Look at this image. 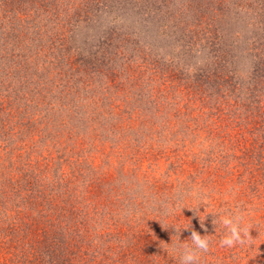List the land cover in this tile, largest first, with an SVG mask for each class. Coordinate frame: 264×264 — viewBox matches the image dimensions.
Instances as JSON below:
<instances>
[{
    "label": "trees",
    "instance_id": "trees-1",
    "mask_svg": "<svg viewBox=\"0 0 264 264\" xmlns=\"http://www.w3.org/2000/svg\"><path fill=\"white\" fill-rule=\"evenodd\" d=\"M56 2L57 0H0V137L10 131V128L12 132V125L5 126L4 129L3 123L11 124L13 117L18 118L26 114L27 110L31 111L30 103L34 100L41 102V94L43 106L49 109L55 98L61 99L86 88L91 76L97 81L103 74L107 78H113L118 73L120 64L131 58L124 53L126 49L123 47H127L132 54L135 52L139 56V61L145 65L146 70H160L165 79L174 82L171 85L183 86L180 92L187 94L189 99L195 96L192 102L196 101L198 105L195 104L203 107L204 111L193 117L194 125L199 124L196 121L199 118L202 122L211 118L221 123L218 139L216 137V141L212 139L207 143L208 146H204L200 154L192 153L190 162L195 165V176L209 177L205 193L206 207L209 209L205 212L213 207V213L220 211L241 215L245 225L250 228L251 246H221L224 228L215 221L216 214L207 213L210 221L205 220L203 204L200 205L202 217H196L192 222L197 224L196 222L203 221V225L207 222V227L211 226L209 244L213 249L224 253L225 250L231 252L238 249L231 252V260H225L222 264H241L242 259L246 260L243 264H264V23L252 33L248 41L246 70L241 71L238 68V58L231 52L234 47H226L222 43L223 33L217 23L226 13L225 9L219 7L220 0H191L183 9L185 18L181 10L171 8L169 0H84L65 23H61V30L55 32L57 36L65 32L70 41L72 37H76L73 36V29L83 19L88 18L94 24L93 16L104 14L112 15V19H109L111 21L117 18L114 16L115 11H121V15L127 14L126 26L124 29L115 25L108 27L102 35L96 37L95 48L92 47L86 54L79 51L82 55H77V59L70 60L67 57L63 58V63L47 65L46 68L53 70L56 66L63 69L58 75L59 81L66 78L58 91L53 88L34 89L31 93L28 91L27 96H20L24 91L19 92L14 83L20 81L18 78L25 74L18 70L19 59L13 50L21 47L29 22L41 21L46 13L48 19L59 15ZM243 4L250 7L247 0ZM89 14L91 18L87 17ZM157 22L155 29L158 36L172 34L174 40L181 42L182 49H178L181 52H168L166 48L162 50L160 41L146 34L150 31L151 24ZM79 28L76 30L79 31ZM58 39L60 42L54 44L55 47L66 45V49L71 48L69 41L62 43V38ZM49 45H53V41ZM90 45L89 43L82 49ZM195 51L198 53L195 54ZM97 52L102 56L97 55ZM41 55V62L48 64L51 58L44 53ZM73 63L75 67L70 66ZM20 104L23 109H20ZM42 104L39 108H43ZM54 116L53 112L52 117ZM54 120L55 117L52 121ZM24 123L30 122L25 120ZM25 124L19 130L30 131ZM38 143L41 148L42 139ZM227 148L231 149L230 155L222 153ZM76 156L60 154L53 157V171L56 173L63 161L62 157L68 163L66 170L70 173L63 175V181L58 177L44 178L39 169L35 171V167L19 163L13 156L2 159L8 163L0 165V237L7 246V251L12 254L9 264H179L173 259H160V241L166 243L172 240L176 244L175 248L178 239L190 243V235H186L188 230H180L178 237L174 228L189 227L187 215L180 212L177 217L176 212H171L176 206H172L167 212L158 209V214H161L160 222L166 224L159 229L153 228L151 223L146 225L145 222L148 221H144L142 216L137 219L135 213H139L141 207L129 203L131 198L125 200L127 191L123 188L111 187V195L117 198L113 202L107 200L97 203L100 198L103 201L104 197L110 196V191L105 187V182L99 178L94 180L91 174L84 171L83 164L90 165L86 159H79L77 162ZM229 162L236 165L235 169H228ZM13 163L15 165L12 166ZM198 163L200 167L197 168ZM209 166L224 168L222 176L225 180L212 179L215 175L208 174ZM236 177L238 187L234 184ZM67 178L71 179L70 185L66 184ZM240 184H243L242 188ZM244 187L245 194L240 192L238 195L235 190ZM197 192L198 195H203L199 190ZM230 192L233 198L228 196ZM53 195L59 198L56 199ZM93 197L95 203L91 202ZM110 203H113L115 214L118 215H114V223L110 222L111 214H103L102 217L99 213L96 218L91 214L92 210L96 213L103 212L102 205L109 206ZM178 208L179 206L177 211ZM150 212L153 214L151 218L159 219L157 212ZM94 220L100 223L95 225ZM110 224H116V227L112 228ZM245 255L250 260L249 263L243 258Z\"/></svg>",
    "mask_w": 264,
    "mask_h": 264
},
{
    "label": "rangeland",
    "instance_id": "rangeland-1",
    "mask_svg": "<svg viewBox=\"0 0 264 264\" xmlns=\"http://www.w3.org/2000/svg\"><path fill=\"white\" fill-rule=\"evenodd\" d=\"M83 1L57 0L56 8L59 13L57 17L50 16L48 19V13H46L41 21L28 23L30 25L21 47H16L13 50L19 59L18 70L25 74L24 77L18 78L20 81L14 83V87L19 89V92L24 91L20 96H27L28 91L31 93L34 89L53 88L54 91H58L66 78L59 81L58 75L62 73L63 69L56 66L57 68L53 70L46 68L47 65L54 66L60 62L63 63V58L67 57L70 60L77 59V55H82L79 51L86 54L91 51L92 47L95 48L96 37L102 35V32L108 27L115 25L124 29L126 26L127 14L121 15V11H115L114 16L116 15L117 18L111 21L109 19H112L113 16L104 14L93 16L94 24H91L90 19L82 18L83 21H80L76 26V29L80 27V30L73 29V36L76 37H72L70 41L65 32L57 36L55 32L61 30V23H65L74 9L79 8ZM169 1L171 8L181 10L183 15L185 14L183 9L191 2V0ZM243 1L245 0H220L219 7L225 9L224 13L226 14H223L217 23L223 33L222 43H225L226 47L227 45L230 48L234 47L231 52H234L238 58V68L241 71L246 70L248 41L252 37V33L264 23V0H247L250 7L244 6ZM211 4L214 6V3L211 2ZM133 13H131L132 17L136 19ZM130 15L128 14V16ZM87 17L91 18V14ZM121 25L123 26L121 27ZM155 26H158V22L152 23L150 31L146 34L158 39L159 44L163 45L161 46L162 50L166 48L169 50L168 52L171 50L175 53L181 52L178 51V49H182L181 42L178 39L174 40L172 34L164 33L162 36H158ZM59 37L62 38V43L69 41L71 48L66 49V45L65 47L62 45L55 47L54 44L60 42ZM51 41H53V45H49ZM89 43L90 47L82 49ZM123 48L126 49L125 55H129L131 58L125 59V62L121 63L122 65H118V73L113 78H107L103 74L97 81L96 78L93 80L91 76L86 88L79 89L61 99L55 98L49 109L47 106H43L41 94V102L38 100L39 103H37V100H34L30 103L31 111L27 110L26 114H22L18 118L13 117L11 124L3 123L4 129L5 126L12 125V132L10 128V131H6L3 137H0V165L8 163L2 159L6 160L8 156H13L17 162L25 163L32 168L35 167V171L39 169L40 175H43L44 178L58 177L57 179L63 181V175L70 173L69 170H66L68 163L62 157L63 161L57 170L58 175H56L57 173L53 171V157L60 154L61 156L77 155V162L84 158L90 164L89 166L86 163L83 164L84 171H87L88 175L91 174L94 180L99 178L103 183L105 182V187L110 191V196L104 197L103 201L100 198L97 203L116 200L117 198L111 195L113 192L110 190L111 187L114 189L123 188L125 192L127 191L125 200L131 198L129 203H135L134 206L141 207L135 216H138L137 219L142 216L144 221H148L145 222L146 225L151 223L153 228L157 229L163 227L166 223L160 222L161 214H158V209L167 212L171 210L172 206H176L171 212H176L177 217L180 212H183L189 219V228L181 230H188L187 236L195 230L201 235H206L209 240L211 226L207 227V222L203 226H201V222H196L197 224L192 222L201 213L194 214L193 209H181V207H192L199 196L206 197V184L209 177L195 176V165L190 162V155L194 152L200 154L203 152V147L208 146L207 143L212 139L214 141L218 139V134L221 133V123L211 118V121L207 119L202 122L203 120L199 118L196 120L199 124L194 125L193 117H197V114L204 111L203 107L197 106L196 101L192 102L195 96L189 99L187 94L180 92L183 86L171 85L170 83L173 81L165 79L160 74V70H153V68L146 70L145 65L139 61L140 58L135 52L132 54L129 48ZM58 49L60 50L57 53ZM41 53L51 58L48 64L41 62ZM196 53L198 52L195 51ZM97 55L102 56L99 52ZM70 66L75 67V64ZM61 102L62 104H60ZM40 104L43 108H39ZM20 109H23L21 104ZM53 112L55 114L54 121H52ZM25 120L30 123L25 124ZM22 124L29 127L30 131L19 130ZM40 139L43 143V145L40 144L41 148L38 143ZM31 149L41 153H34ZM222 153L230 155L231 149L227 148ZM229 164L228 169H235V164L232 162ZM199 165L198 163L197 168L200 167ZM208 168V174L215 175L212 179L225 180V177L222 176L224 168L220 166H216V168L209 166ZM236 179L237 177L234 184H237L238 187ZM70 182L71 179L67 178L66 184L70 185ZM240 187L242 188L243 184H240ZM198 190L203 195H198ZM228 190L231 189L228 188ZM245 190L246 187L235 191L239 195L240 192L245 194ZM228 196L233 198L231 192L228 193ZM53 197L59 198L55 195ZM91 199V202L95 203L94 197ZM110 204L109 206L102 205L103 212L96 213L92 210L91 214L94 218L98 217L99 213L102 217L111 214L109 219L111 223H114V217L118 215L115 214L113 203ZM149 205H153V207L150 208ZM177 206H179L178 211ZM200 207L199 211L201 212ZM212 208L209 212H213ZM208 209L209 207L205 208V210ZM151 210L157 212L159 219L151 218ZM143 211L145 212L143 213ZM200 216L202 217V214ZM180 219L182 220V218ZM102 220L99 219V221ZM205 220H209L208 215ZM93 223L96 225L100 222L94 220ZM110 227H116V224H110ZM213 228L216 230L215 226ZM102 229L100 230L102 231ZM160 245L158 254L160 259H173L181 264L177 248H175L176 244L172 240L166 243L161 240ZM238 247L237 245L236 248ZM236 248L232 251L238 250ZM7 249L0 237V264H9L10 262L12 254ZM231 252L225 250L224 253L222 250H215L213 246H210L207 252L199 253V258L204 260L199 259L198 264H222L225 260L233 258ZM243 258L247 259V256ZM244 262H246L244 259L240 261L241 264ZM249 262L250 260L247 259V263Z\"/></svg>",
    "mask_w": 264,
    "mask_h": 264
},
{
    "label": "clouds",
    "instance_id": "clouds-1",
    "mask_svg": "<svg viewBox=\"0 0 264 264\" xmlns=\"http://www.w3.org/2000/svg\"><path fill=\"white\" fill-rule=\"evenodd\" d=\"M194 199L196 198L194 197ZM202 204L205 205L206 208V197L199 196V199L196 200L194 206L192 207L182 206L181 209L182 208L193 209L195 210L194 214L199 215V213H202L199 211V207ZM205 208L203 211L205 215L207 213H213V212H205ZM213 214H216L215 221H217L224 228V235L220 239L221 246H228L230 248L235 245H245V244L251 246V241L249 239V237H251L249 235L250 228H248L245 225L244 219L241 215L231 212H220V211H217ZM201 226H203V221L201 222ZM174 228L176 229V232L178 233V237H179L180 230L189 227H180L179 229H177L174 226ZM188 240H190V243L187 242L186 240L178 239L176 250L180 262L181 264H198L199 253L201 251L207 252L209 250L210 247L209 240L206 238V235H201L199 232L195 230L191 232L190 238Z\"/></svg>",
    "mask_w": 264,
    "mask_h": 264
}]
</instances>
